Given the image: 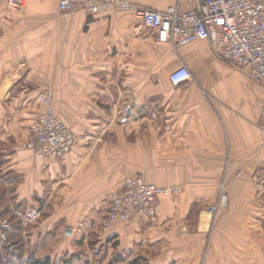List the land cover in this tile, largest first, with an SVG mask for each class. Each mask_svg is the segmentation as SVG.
<instances>
[{
    "label": "crops",
    "instance_id": "0c3cea01",
    "mask_svg": "<svg viewBox=\"0 0 264 264\" xmlns=\"http://www.w3.org/2000/svg\"><path fill=\"white\" fill-rule=\"evenodd\" d=\"M130 2L158 11L198 6ZM181 65L192 78L173 85L168 74ZM44 91L67 125L91 137L64 163L17 148ZM127 98L136 111L122 125L114 109ZM263 159L264 80L221 59L207 41L159 43L131 11L61 10L59 0L17 9L0 0V183H12L5 198L13 209L21 201L22 209L40 208L38 221L22 224V261L35 254L51 264L70 255V264H264ZM128 176L181 192L156 199L155 221L133 217L98 237L109 193ZM218 184L228 203L210 217Z\"/></svg>",
    "mask_w": 264,
    "mask_h": 264
},
{
    "label": "built area",
    "instance_id": "2783aa9c",
    "mask_svg": "<svg viewBox=\"0 0 264 264\" xmlns=\"http://www.w3.org/2000/svg\"><path fill=\"white\" fill-rule=\"evenodd\" d=\"M27 0H6L7 5L21 9ZM195 9L179 10L170 5L164 11L152 10L130 2V0H59L61 10L82 9L91 12L98 9L131 11L155 33L159 43H170L173 47L196 40H205L212 51L221 59L246 73L252 80H264V0H197ZM187 66L181 65L168 74L173 85L190 80ZM42 105L37 119L31 124L26 140L19 148L29 149L39 160L57 159L64 163L72 148L82 140L91 137L78 133L54 113V99L50 91L39 96ZM119 124H127L136 111L130 98L123 100L114 109ZM152 118L156 116L151 115ZM100 136L97 137V140ZM258 181L264 184V159L260 165ZM178 185H158L145 181L141 176H128L122 186L109 193L108 209L96 231L104 237L118 222L129 221L133 217L155 221L158 215V197L178 195ZM225 186L218 184L217 196L206 208L214 217L227 206ZM21 223L36 222L40 215L37 207H29L24 212L17 211ZM13 228L7 218H0V246L13 247L7 232Z\"/></svg>",
    "mask_w": 264,
    "mask_h": 264
},
{
    "label": "trees",
    "instance_id": "16d2710c",
    "mask_svg": "<svg viewBox=\"0 0 264 264\" xmlns=\"http://www.w3.org/2000/svg\"><path fill=\"white\" fill-rule=\"evenodd\" d=\"M5 193H7L5 190H0V218H8L14 223V227L7 232V237L13 243V247L11 248L5 244L0 246V264H51L49 258H42L35 254H31L27 259H23L22 261L23 243L22 238H20L22 223L16 213L13 211H7V206H9V204H3V202L6 201ZM21 206L20 203L17 205L15 204L16 208H21ZM72 258L74 260V256H68V258L64 260L65 264H68ZM130 264H144V259H132Z\"/></svg>",
    "mask_w": 264,
    "mask_h": 264
},
{
    "label": "rangeland",
    "instance_id": "374dc122",
    "mask_svg": "<svg viewBox=\"0 0 264 264\" xmlns=\"http://www.w3.org/2000/svg\"><path fill=\"white\" fill-rule=\"evenodd\" d=\"M55 113V112H54ZM56 114V113H55ZM57 115V114H56ZM31 127V126H30ZM29 130H30V128H29ZM17 148H19V144H17ZM0 190H5L7 193H9L8 195H10L11 196V192H12V190H13V185H12V183H0ZM6 196V195H5ZM9 198V196L8 197H6V201H4L3 202V204H6V203H10V202H12V199H8ZM1 202V201H0ZM26 201H21L20 202V205H22L21 206V208H12V206L11 205H9V206H7L8 207V210L7 211H13L14 213L15 212H17V210H19L20 212H24L25 210H27L26 208H27V206L25 207V208H23L22 209V207H24L25 206V203ZM46 201H38V203H39V205L38 206H40V204H42L41 205V208L42 209H48V207L50 206V204H48L47 202L45 203ZM45 203V204H44ZM24 204V205H23ZM43 204H44V206H43ZM8 205V204H7ZM39 208V207H38ZM40 209V208H39ZM8 219V218H7ZM38 220H39V218H38ZM37 220V221H38ZM12 225L14 226V223L12 222Z\"/></svg>",
    "mask_w": 264,
    "mask_h": 264
}]
</instances>
